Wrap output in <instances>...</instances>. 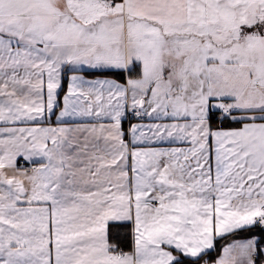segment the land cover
Here are the masks:
<instances>
[{
	"label": "snow or ice",
	"instance_id": "snow-or-ice-1",
	"mask_svg": "<svg viewBox=\"0 0 264 264\" xmlns=\"http://www.w3.org/2000/svg\"><path fill=\"white\" fill-rule=\"evenodd\" d=\"M133 61L141 75L126 85L85 75ZM66 72L57 124L112 123L16 127L55 115ZM129 107L190 122L134 124L130 147ZM213 111L252 122L213 131ZM256 111L264 0H0V264H184L216 236L264 228V115H231ZM145 128L193 147L140 149ZM18 157L43 162L20 169ZM110 220L133 222L132 253L109 244ZM261 243L233 242L215 264H258Z\"/></svg>",
	"mask_w": 264,
	"mask_h": 264
},
{
	"label": "crops",
	"instance_id": "crops-1",
	"mask_svg": "<svg viewBox=\"0 0 264 264\" xmlns=\"http://www.w3.org/2000/svg\"><path fill=\"white\" fill-rule=\"evenodd\" d=\"M110 2L113 3V4H117V3H123L124 0H121V2H115L113 0H110ZM134 66L138 67V73H134V71H133ZM141 70H142V65L139 62H137V61H133L130 70L114 71V72H117V73L119 72L120 76H117L115 74H106V73L92 74V75L85 74V75L88 76V78H97V77L101 78V79L108 78V79L115 80V81H117L120 84H125L126 85L127 81L129 79H138V78H140ZM70 75H71V73H67V72L64 73L63 89L60 92V96H59V108L54 109L55 115H52L51 118L48 120V122L40 124V125H36L34 123H30V124H18V125H15V126L16 127H63V126L76 127L78 125L79 126H83V125H91V124H98V123H104V124L112 123V121L108 120V119H102V120H96L94 118H75V119H70V118L66 117V118H64L65 119V124H60V125L57 124L56 117L59 115L60 110L63 109V96L67 92V87H68V83H69L68 77H70ZM226 101H228V103L232 102L231 100H226ZM129 103H130V101H129ZM130 109H131L130 107L127 109V113L126 114H128V111ZM212 113H220V111H213ZM235 114H236V116H240V115H248V116L264 115V113H261L259 111L248 112V113L235 112ZM186 122H190V120H188V121H185V120L173 121V120H168V119L156 120V119H151V118L146 117L145 121L139 122V121H128L127 118H126V119L122 120L121 128H122V131L124 132V137L123 138H124L125 142L129 143V146L131 147L132 136H131V133H130V127L132 125H134V124H144V125L157 124V123H180V124H183V123H186ZM209 122H210V125H211V121H209ZM251 122L252 121L248 120V121L239 122L237 125L230 126V127H212V126L211 127H212L213 131H215V130H225L226 131V130L240 128V127L243 126V123H251ZM255 122L256 123H261V122H264V121L257 120ZM0 126H4V125H0ZM143 131L145 132L146 135L142 138V142L138 143V145H137V147H139L140 149H144V150H147V149H150V148H153V149H188V148L193 147V145L191 144L190 140H184V141L178 140L176 138L175 134L173 135V137L168 138L167 140L158 141L154 137H152L151 132H149V130L147 128H145ZM137 134H139V133H137ZM74 135H76L78 138L82 139L83 136L86 135V133H74ZM98 143H99L100 147H103V145H104L103 139H100L98 141ZM210 144L212 145L211 163L213 165V174H214L215 173V150H214L215 149V144L211 140H210ZM34 160L36 162H28L23 157H18L17 158V167L20 168V169H26V168L20 167L19 166L20 163L35 164L36 165L35 167H39L40 163L43 162L38 157L34 158ZM129 175L131 176V172L130 171H129ZM123 223H129L130 226H131V230H132V249H131L130 252H123V251H119V252L132 253L134 251V237H133L134 224H133L132 221L110 220L108 222V225H107L108 241H109V244L112 245L111 242H110V228H111V225H113V224H123ZM258 226L261 227L260 225H258ZM225 235H228V234H225ZM225 235L216 236L215 239H214V246H215L216 240L218 238L224 237ZM252 236L258 237L257 235H250V236L242 237V238L241 237L240 238H234V239L228 241L226 244H224L222 246L218 257L214 261L208 262V264H215V261L220 256L223 255V248L225 246H228V245H230V244H232L233 242H236V241H245V240L251 238ZM258 248H259V246H258ZM260 248H264V247H260ZM204 262L205 261H203L202 263H199V264H204ZM258 264H264V257H260L258 259Z\"/></svg>",
	"mask_w": 264,
	"mask_h": 264
},
{
	"label": "trees",
	"instance_id": "trees-1",
	"mask_svg": "<svg viewBox=\"0 0 264 264\" xmlns=\"http://www.w3.org/2000/svg\"><path fill=\"white\" fill-rule=\"evenodd\" d=\"M113 1L121 2V0H113ZM133 71L134 73H138V67L134 66ZM100 73L115 74L117 76H120L119 72L117 73L114 71L96 72L94 74H100ZM210 121L212 127H230V126H235L239 123L234 120L219 119V113H212ZM250 235H257L258 237L262 238V240H264V228L256 225L252 228L237 230L228 235H225L222 238H218L216 240L214 248L203 254L201 259L195 261L185 260L184 264H199L202 263L203 261L212 262L218 257L222 246L226 244L228 241L234 238H240V237L242 238ZM110 242L112 245L116 247L118 252L119 251L130 252L132 249V230L130 224L123 223V224L111 225ZM258 246L259 248L264 247V243H261Z\"/></svg>",
	"mask_w": 264,
	"mask_h": 264
},
{
	"label": "built area",
	"instance_id": "built-area-1",
	"mask_svg": "<svg viewBox=\"0 0 264 264\" xmlns=\"http://www.w3.org/2000/svg\"><path fill=\"white\" fill-rule=\"evenodd\" d=\"M225 102L228 103V101H225ZM231 115H232V116H236L235 112H233ZM222 116H223V113L220 112V113H219V119L233 120V119L230 118V117H224V118H221ZM127 120H128V121H139V122H141V121H145V120H146V117H144L143 119H137V118L134 117V115H133V113H132V109H130V110L128 111V114H127ZM19 166L22 167V168L31 169V168L35 167L36 165H35V164L20 163ZM258 225H259V224H258Z\"/></svg>",
	"mask_w": 264,
	"mask_h": 264
}]
</instances>
